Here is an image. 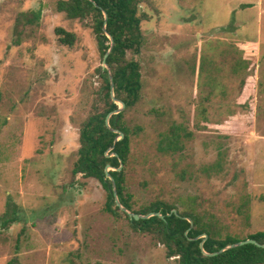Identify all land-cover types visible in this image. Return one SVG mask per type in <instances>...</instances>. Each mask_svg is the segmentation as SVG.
<instances>
[{
    "label": "rangeland",
    "instance_id": "374dc122",
    "mask_svg": "<svg viewBox=\"0 0 264 264\" xmlns=\"http://www.w3.org/2000/svg\"><path fill=\"white\" fill-rule=\"evenodd\" d=\"M55 1L0 0V217L17 206L15 223L0 225V264H176L123 215L103 211L97 180L71 177L102 57L91 29L57 13ZM39 8V25L14 46L16 16ZM140 8L144 42L128 57L140 65L142 95L123 118L131 130L142 127L132 135L135 208L165 199L181 209L198 196L225 233L264 231V0H142ZM57 27L76 36L72 48L58 45ZM218 42L236 45L250 62L240 95L228 67L216 89L198 73ZM200 102L216 110L197 130ZM244 103L248 111L235 106ZM220 104L237 112L227 116ZM170 121L191 133L180 156L155 151ZM245 196L248 221L237 213Z\"/></svg>",
    "mask_w": 264,
    "mask_h": 264
},
{
    "label": "trees",
    "instance_id": "16d2710c",
    "mask_svg": "<svg viewBox=\"0 0 264 264\" xmlns=\"http://www.w3.org/2000/svg\"><path fill=\"white\" fill-rule=\"evenodd\" d=\"M93 1L96 7L89 0H56L54 9L57 13L63 14L67 20L80 21L91 29L102 58L110 46L106 33L112 37L113 47L106 63L113 78L114 97L124 103V109L121 113L110 116L109 126L119 130L124 137L114 143L117 135L105 125L106 116L116 110L118 104L111 99L107 71L102 70L100 66L96 70L100 86L93 95L88 114L79 126L77 156L72 165L71 177L81 175L86 179L97 180L105 191L103 211L114 217L123 215L135 232L148 234L156 243L163 246L165 257L173 259L176 264H264V249L252 244L236 247L216 256H206L202 253L199 244L203 241L201 237L203 234L207 235L206 240L203 241V250L213 253L240 240L254 239L264 244V231H257L243 237L225 233L224 229L219 226L216 215L203 206L198 196L187 198L182 202L181 209L165 199H155L147 204H138L137 209L135 208L137 202L132 181L135 160L132 135L137 136L142 132V127L135 126L131 130L124 124L123 118L124 114L141 100V68L137 61L128 57V53L138 54L140 52L144 42L141 23L147 17L141 12L142 0ZM104 15L106 16L105 22ZM41 16L40 8L22 11L16 16L14 46L21 44L22 35L28 29L39 25ZM55 35L58 45L69 48L74 46L76 36L73 33L57 27ZM230 51L233 53L230 54ZM209 52L208 55L203 53L199 59L198 73L209 79L213 85L212 88L216 89L218 88L217 78L220 80L222 72H225V68L228 67L229 72L238 78L236 92L240 95L244 89L245 78L251 72L250 62L243 57V51L234 44L218 42L210 46ZM228 59L233 60L232 63H227ZM208 96L203 98V102L209 101ZM220 105V107L223 106L227 116L237 112L230 108L234 104ZM212 106V104L206 106L202 102L197 105L193 118L195 129L199 130L201 122L212 123L209 118V109ZM235 106L243 111L250 109L248 103L235 104ZM213 110H216L215 106ZM157 136L155 145L157 154L180 156L185 151L184 141L190 138L191 133L181 123L170 121L168 127L159 131ZM111 147L113 148L109 150ZM112 153L116 155H111ZM107 165L111 167L108 173L115 181L118 199L124 207L142 215L160 213L163 219L156 216L138 221L129 219L128 215L122 212L114 202L109 188L110 182L104 171ZM120 165L122 168L117 171ZM182 175L184 176V171ZM250 202L248 196L242 197L237 207V213L246 221L250 218ZM9 207L0 217V225L5 229L15 223L16 219L17 206L9 203ZM173 210H176V213ZM187 219L192 222L191 228ZM196 237L200 238L195 240ZM7 264L12 263L9 261Z\"/></svg>",
    "mask_w": 264,
    "mask_h": 264
},
{
    "label": "water",
    "instance_id": "95a60500",
    "mask_svg": "<svg viewBox=\"0 0 264 264\" xmlns=\"http://www.w3.org/2000/svg\"><path fill=\"white\" fill-rule=\"evenodd\" d=\"M95 7H96V4L93 0H89ZM106 21V16L104 15V22ZM103 30L105 31V26L103 27ZM106 36L107 38L110 40V46L108 48V50L106 51V53L104 54L103 58H102V70H106L107 71V74H108V80H109V90H110V96H111V99L114 103L116 104H119L120 106H118V108L112 112H110L107 116H106V119H105V125L109 128V130L111 132H114L117 136L114 138V143H116L117 141L123 139L124 137V134L121 133L119 130H116V129H112L110 128L109 126V118L111 115H117L119 113H121L124 109V103L117 100L115 97H114V83H113V78H112V74H111V70L109 68V66L107 65L106 63V59L108 57V55L110 54L111 50H112V47H113V39L111 36H109L107 33H106ZM113 147L109 148V150H111ZM111 155H116L115 153H112ZM122 168V165L119 166V168H117L116 170L117 171H120ZM109 170H111V167L109 165H107L105 167V176L106 178L109 180L110 182V185H109V188L113 194V198H114V202L116 204V206L122 211L124 212L125 214L128 215L129 219L131 220H134V221H138L140 219L142 220H146L152 216H156V217H159L161 219H163V216L160 214V213H148V214H145V215H142V214H137V213H134L130 210H128L126 207H124L119 199H118V195H117V190H116V185H115V181L114 179L109 175ZM174 213H176V210H173ZM187 221L190 223V228L192 227V222L190 219H187ZM201 237L203 238V241L206 240L207 238V235L206 234H203L201 235ZM198 238L200 237H196L195 240H197ZM203 241L200 242L199 244V247L202 251V253L206 256H216L220 253H223L224 251H227V250H230V249H233V248H236V247H240V246H243V245H247V244H252V245H255L256 247L258 248H262L264 249V244H261V243H258L256 240L254 239H246V240H240L238 242H235L233 244H229L227 246H225L224 248L220 249L219 251L217 252H213V253H207L203 250Z\"/></svg>",
    "mask_w": 264,
    "mask_h": 264
}]
</instances>
